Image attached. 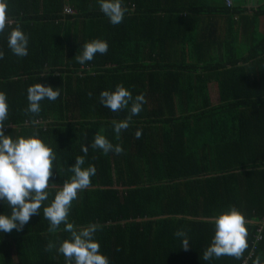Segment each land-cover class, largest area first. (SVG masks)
<instances>
[{
    "label": "trees",
    "instance_id": "obj_1",
    "mask_svg": "<svg viewBox=\"0 0 264 264\" xmlns=\"http://www.w3.org/2000/svg\"><path fill=\"white\" fill-rule=\"evenodd\" d=\"M5 2L12 27L29 37L28 55L18 57L8 47L11 28L0 34L5 135H38L56 160L39 214L22 231L0 233V264H66L57 249L69 233L63 224L49 232L43 207L54 199L51 185L73 175L78 156L96 173L73 201L69 222L99 226L95 239L110 264H254L257 257L264 264V37L248 47L222 45L211 19L234 15L233 2L122 0L127 12L118 25L99 0ZM94 39L106 41L108 51L81 65L75 56ZM36 83L60 92L41 101L38 115L25 111L27 89ZM118 84L146 99L119 138L112 121L126 119L131 104L113 112L100 103V93ZM96 133L123 153L92 148ZM232 206L245 218L247 249L240 259L203 260L213 218ZM0 214H11L4 201ZM50 241L57 247L47 251Z\"/></svg>",
    "mask_w": 264,
    "mask_h": 264
},
{
    "label": "clouds",
    "instance_id": "obj_2",
    "mask_svg": "<svg viewBox=\"0 0 264 264\" xmlns=\"http://www.w3.org/2000/svg\"><path fill=\"white\" fill-rule=\"evenodd\" d=\"M100 10L108 17L113 25L122 23L127 8L122 6V0H99ZM6 28H11L8 34V47L18 57L28 55L29 37L22 28L17 25L12 27L8 19L7 4L0 0V34ZM109 45L101 39H94L82 46V52L75 56L81 64L92 61L97 53L103 55L108 51ZM4 53L0 51V59ZM55 89V90H54ZM59 88L45 86L41 83L31 85L27 89L28 107L27 113L38 115L41 111V101L48 99L55 101L59 98ZM91 93L89 97L91 98ZM100 103L113 112H120L129 109L126 119L113 120L114 132L119 138L122 130H127L133 116L142 111V105L146 103L144 94L133 97L132 93L118 84L114 91H102ZM9 106L6 94L0 92V201L6 202L11 209L10 215L0 214V233H11L14 229L22 231L24 226L30 222L33 215L39 214L44 201L49 197L50 178L53 175V162L56 160V153L38 135L19 136L13 138L5 135L4 126L8 118ZM142 131L137 130L135 137L141 138ZM92 148H98L104 154L114 152L117 155L123 153L121 145H113L104 135L96 133L91 142ZM85 156L89 146L81 148ZM84 156H78L74 165L70 167L73 175L70 179L64 180L57 188L53 183L51 187L56 188L52 202L43 207V217L50 227L49 232H55L63 224L64 231L69 233L67 239L59 243L58 252L65 258L66 264H110L106 255L100 251V244L95 239L98 225L89 224L77 228L69 222L70 209L73 201L78 198V193L91 185V177L95 175L94 165L87 168ZM215 234L210 245L203 252L202 259L208 261L213 257L219 259L223 256H230L240 259L248 247L247 228L243 214L232 206L228 210L221 211L213 218ZM177 236L186 237L182 230L176 232ZM57 245L49 242L46 245L47 251H52ZM182 247L187 250L189 241L185 238ZM254 264H261L257 257Z\"/></svg>",
    "mask_w": 264,
    "mask_h": 264
},
{
    "label": "crops",
    "instance_id": "obj_3",
    "mask_svg": "<svg viewBox=\"0 0 264 264\" xmlns=\"http://www.w3.org/2000/svg\"><path fill=\"white\" fill-rule=\"evenodd\" d=\"M232 2V7L237 10L234 15L211 19L218 21L222 45L231 42L237 47H248L251 42L261 41L264 37V12L260 10H264V0H232ZM211 97L218 101L214 88L211 90Z\"/></svg>",
    "mask_w": 264,
    "mask_h": 264
},
{
    "label": "built area",
    "instance_id": "obj_4",
    "mask_svg": "<svg viewBox=\"0 0 264 264\" xmlns=\"http://www.w3.org/2000/svg\"><path fill=\"white\" fill-rule=\"evenodd\" d=\"M231 3H232V0H226V4H227V5H230ZM65 10H66L67 12H71V9L68 8V7L65 8ZM263 228H264V215H263L262 219L260 220V230H262ZM257 237L259 238V235H258ZM257 237H256V238H257ZM258 238H257V239H258ZM254 245H255V244H254ZM254 245H253V246H254ZM254 247H255V246H254ZM254 247H253V248H254Z\"/></svg>",
    "mask_w": 264,
    "mask_h": 264
}]
</instances>
